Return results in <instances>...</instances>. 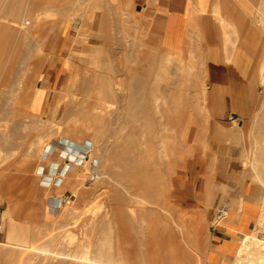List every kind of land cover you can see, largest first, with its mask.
I'll list each match as a JSON object with an SVG mask.
<instances>
[{"label":"rangeland","instance_id":"1","mask_svg":"<svg viewBox=\"0 0 264 264\" xmlns=\"http://www.w3.org/2000/svg\"><path fill=\"white\" fill-rule=\"evenodd\" d=\"M26 1L29 5H34L36 11H40V14L43 15V22L32 32L21 38L16 33L7 35L0 32V88H3L0 89V101L4 103L0 106V128L5 127L9 118L6 115L10 112V106L5 103L7 98L11 97V95L18 97V93L14 94L13 91L9 90L10 83L17 80L18 83H21L26 80V69L31 67L27 53H30L31 49L34 50L40 47L44 50L50 44L47 51L41 55L40 59L36 60V66L32 68L42 69L37 89H40L49 78L47 59L52 51L57 53L55 57L59 60L62 67L59 69L55 82L57 89H53L51 93H56L59 89L64 103L60 102L58 104L56 114L53 116L51 115L52 105L49 102L45 112L47 118L55 117L56 119H61L69 109L71 110L70 112L81 110L82 105L78 101L74 110L73 104L69 106V102L64 100V96L68 92L67 88H69L70 78L74 76L77 69H93L90 67L105 69L106 75L113 74L109 69H121V71H115L113 75H119L118 77L115 76V79L119 81L121 78V84H125L124 86H126L127 90L124 88V93L132 90L127 88L129 83L131 84L129 87L133 84L129 70L140 69L145 74L150 73L149 79L144 82L148 86H146L147 90L145 88L143 90H146L149 95L143 91L145 95L143 100L146 105L145 108L143 107L142 113L140 111L139 116L137 112L134 114V111H137L138 108L135 105H131L129 102L130 98L123 97L124 95L121 91L120 94L123 96L119 95L121 99L118 97L115 100L116 104L114 103L112 104L113 107L111 106L114 108L112 111L117 109L118 112L115 111V115L117 114L119 122H116L117 118L115 117L117 116H112L114 114L112 112L102 120V125L105 126L104 130L106 128L105 132L107 134H105L109 136L107 138L109 145H113L114 141H118V149L121 155L122 153L125 155L122 151L126 149L133 152L134 148H128L126 145L131 138L134 144L137 140L142 142L151 138L149 140L150 144L148 143L149 151L146 152L153 155L155 153V158L152 156V160L149 161L147 159L145 166L158 177V179L155 177L157 196L152 192L154 188L150 181H147L145 185L140 184L142 183L141 177H133L130 174L129 163L125 162L124 159L123 161L122 159H114V163H111L109 167L108 164L100 165V170H98L102 173L104 181L91 177L90 174L93 169L89 168L84 175V185L77 192L72 187L66 188L62 195L57 190L48 191L46 178L49 177L48 179H51L54 174H62L66 167V160H73L74 156L65 157L66 160H62L60 166L58 162L56 164L48 163L45 156H43L42 160H38L39 155L36 151L34 140L38 138L41 132L44 130L46 132L48 129L40 128L35 123H30L25 127L23 119L32 120V115L24 113L20 115V120L11 123V126L6 128L7 135L2 138V144H0V213L3 224V231L0 233V264H18L34 261L31 257L33 245H44L54 250L59 249L75 255L88 251L89 255L96 256V247L99 244L100 246L104 245L105 250L109 249V247H114V245H116L115 247L123 246L122 248H124L125 245V250L131 253V257L136 264H214L212 261H208V259L212 260L214 257V254L209 252L210 243L212 237L221 232L218 230L219 223L215 219V211L218 204L214 207L213 204L216 199H222L226 196L223 195L225 187L238 192L241 190L243 183L248 182L257 188L264 205V177L259 171V175L261 176L262 174V176L258 175L257 168L254 166L255 155L253 156L254 153L256 154V148L254 147L257 145V140L264 138V129H260L261 122L257 121L259 120L258 116L262 117L264 109V82L261 81L262 70L236 69L240 72L225 74L223 79L218 81L212 77L206 78L205 65L200 60L204 59L201 52H192L187 56H184L183 52H181L183 61L181 59L176 60L173 56L170 59L166 53L175 51H167L158 42L149 39L138 16L131 14L128 9H115L108 0H34V2L33 0H24V2ZM17 2L12 0L7 4L14 5ZM260 3H262L261 0H252L243 6L244 11L247 14H251L253 23H256L259 29L260 40L258 46H256L257 48L254 47L253 51L254 54H257L259 68L261 59L264 56V28L262 25L264 21L257 17L260 16L262 18L264 14V2L262 5ZM259 5L262 6V9ZM70 12L77 15L69 14ZM73 16L74 18H71ZM6 19L9 22L13 21L10 18ZM6 19H4V22H6ZM83 23H87L90 31L86 46L82 50L85 56L81 51L74 49V37ZM49 37L52 38L50 43L48 41ZM7 38H12V41H6L5 39ZM96 48L100 50L97 52ZM166 57H168V61L164 60ZM198 60L203 65V68L200 67ZM188 63L197 65L194 64L193 66V64L189 65ZM183 65L185 67L181 68ZM156 69L162 74L158 75L161 76L158 82L154 81L156 74L152 75V73L157 72ZM193 70L194 72H191ZM232 70L236 71L235 69ZM181 72L190 74L183 76ZM192 73L195 74L192 75ZM186 80L185 85L184 82ZM190 80L191 82H189ZM225 81L231 82L232 89L235 92H240L242 88L249 89L252 85H258L254 111L244 114L236 110L233 113V117L229 114L226 119H220L213 97H209L202 104L203 107L201 106V99L196 97L197 92L201 88L200 84H204L211 91L219 84L228 85L224 84ZM154 85L159 87L156 89V93L164 95L166 102L171 99L170 103L175 104L172 103L173 97H170L172 94H178L179 97L177 96V98L182 97L181 101L183 102L177 98L180 104L176 102L183 110L179 109L175 104L174 107L178 109H172L171 112H167L168 114L166 112H157L155 107L152 106L153 97L151 96V91ZM83 90H76L79 96L83 95ZM176 91H178L177 94L174 93ZM179 93H182L185 98ZM17 97L15 101H17ZM80 99L82 98L80 97ZM96 102L95 98L92 97L91 106L96 105ZM119 102L121 105H119ZM163 109H165V105ZM178 110L185 111L184 113L180 111L185 116L176 112ZM119 112L120 114L122 113L121 116H119ZM146 113L151 115L149 116L150 118L154 116L150 120L152 121L151 123H149L150 121L148 122L150 118L146 116ZM109 116L111 119L108 118ZM183 117L184 122L180 119ZM153 118L156 121L152 120ZM41 119L43 118L41 117ZM166 119L174 122L175 127L177 126V129L174 128L168 132L175 135L174 140L171 142L172 149L170 150L169 158L159 156L155 150L159 147V138L163 133H166V131L161 130L163 126H160L162 125L161 122ZM234 119H239L243 123V137L238 141H230L225 134L226 131L238 127ZM80 120L83 119L81 118ZM97 120H93L95 125ZM144 120H147L148 123L144 122ZM27 122L29 121L25 123ZM100 122L101 120H98L97 126H101ZM144 123H147L146 126ZM117 127L119 128L117 129ZM120 127L122 128L120 129ZM12 128L14 129L13 131ZM126 132L128 134L125 135ZM61 140L63 141L64 138L62 137ZM52 142L54 144L58 141L53 140ZM86 142H88L86 144L92 145L91 141ZM172 144H175V146ZM153 145L156 148L153 147V149L151 147ZM47 149H49L48 146ZM110 150H114V148L110 147ZM242 150H245L243 156L240 154ZM87 151L85 152L86 155L88 154ZM59 154L61 156L64 155V153L55 151L49 160L51 162L58 161ZM97 163L98 161L95 159L94 165L97 166ZM58 166L59 170L57 169ZM53 167L55 171L58 170V173L52 171ZM94 169H97V167H94ZM42 174L43 177H41ZM206 178L211 179L215 188L214 195L208 200L206 196L200 195ZM196 184L198 186L197 189ZM143 189L144 194L141 192ZM163 192L164 195L162 194ZM136 196H139V198L146 196L145 198L147 199H144V202H146H136L134 199ZM242 198L244 199L243 195L240 196V202L238 203L239 208H242L240 209L242 210L241 222L236 227L243 232L235 242V253L233 256L228 257V264L234 263L236 249L248 232L258 231L264 237V230L259 231L258 218L256 219V225L248 231V227L245 225L247 212L243 213L245 206ZM69 205L76 207L77 212L73 217L72 213L67 210ZM229 205L231 211L233 205ZM8 208L10 209V215L4 214V211ZM114 210L119 212H114ZM116 212L118 215H116ZM112 213L116 214L112 215ZM126 214L129 216H126ZM118 216L119 218H117ZM110 218H112V221H109V225L107 221ZM119 219L122 220H120V225L118 226ZM116 220L117 224L113 225ZM228 221L227 217L224 220V224ZM111 224L114 227L110 228ZM121 225L122 227H120ZM11 231L17 235L12 236L14 237L12 239L10 237ZM116 237L118 238L117 240ZM72 257H70L71 260L67 259L66 264H72L74 260H80ZM54 259H57V257Z\"/></svg>","mask_w":264,"mask_h":264},{"label":"bare ground","instance_id":"2","mask_svg":"<svg viewBox=\"0 0 264 264\" xmlns=\"http://www.w3.org/2000/svg\"><path fill=\"white\" fill-rule=\"evenodd\" d=\"M93 1V0H92ZM262 3L264 2L263 0H261ZM262 3H260L262 5ZM221 4V3H219ZM218 4V5H219ZM240 4V3H239ZM260 6V5H259ZM264 6V5H263ZM215 7V6H214ZM221 7V5H220ZM224 7V6H223ZM261 9H262V6H260ZM217 8V7H216ZM257 9H260V8H257ZM218 11V8L215 9ZM214 10V12H215ZM227 10V9H225ZM74 12V11H73ZM228 12V11H227ZM261 12V11H260ZM264 12V11H263ZM218 13V12H217ZM69 14H73V13H69ZM220 14V13H219ZM226 14V12H225ZM229 14V13H228ZM74 16L77 15V14H73ZM227 15V14H226ZM234 15V14H233ZM16 16L17 18L15 19L14 21V24L12 26H10L9 28L8 27H5L3 29V32L8 34V33H16V35L21 38L23 36H25L26 34L32 32V30H34L39 24H41L43 22V15L40 14V11H36L35 9H19L17 12H16ZM71 17V18H74ZM219 16V15H218ZM223 16V15H221ZM230 16V15H229ZM226 17V16H225ZM232 17V15H231ZM235 17V15H234ZM261 19V21H264V14L262 16V18L260 16H257ZM222 19V23L223 25H225L226 27H230L232 29V34L233 36H230L229 32H228V36H227V41H226V46L229 47V46H232V48L234 49V47L238 44V34H239V31L237 28L238 25L235 23L236 21H234V24L231 23V21H227L225 20L224 18H221ZM258 19V18H257ZM239 22L241 19H238ZM260 21V20H259ZM235 24L237 26H235ZM241 24V23H239ZM259 25V24H258ZM263 25V28H264V23H262ZM227 27V28H228ZM12 31H11V30ZM191 29V28H190ZM196 31V30H195ZM89 28H88V25L86 23H83L80 28H78V31L76 33V36L74 37V49L75 50H79L81 51L82 53V50L84 49V46H86V43H87V38H88V33H89ZM200 32V31H199ZM227 32V31H226ZM191 34V33H190ZM231 34V35H232ZM196 35V34H195ZM200 35V34H199ZM199 35H197L199 37ZM240 35V34H239ZM196 36V37H197ZM202 37V36H201ZM226 38V37H225ZM201 39V38H200ZM193 40V39H192ZM199 40V39H198ZM197 40V41H198ZM202 40V39H201ZM200 40V41H201ZM226 40V39H225ZM104 46V45H103ZM195 46V45H194ZM192 47V46H191ZM195 48V47H194ZM86 49V48H85ZM90 49V47H89ZM197 49V48H196ZM199 49V48H198ZM100 49L99 48H96V51L98 52ZM73 51V50H72ZM90 51V50H89ZM95 51V52H96ZM184 51V50H183ZM183 51H176L175 52H168L166 53L167 56H169V58L171 59V57H175L176 60L177 59H181L182 58V54L181 52ZM196 51V50H194ZM199 51V50H198ZM88 52V51H86ZM85 52V53H86ZM201 52V51H200ZM75 53V52H74ZM191 53V52H190ZM197 53V52H195ZM31 56H33V59L34 60H37L38 58L40 59L41 55L43 54V49L42 48H36L34 49L31 53ZM84 54V52L82 53ZM199 54V53H198ZM203 54V53H202ZM231 54V53H230ZM165 55V54H164ZM83 56V55H82ZM85 56V54H84ZM230 56V55H229ZM228 56V57H229ZM76 57V56H75ZM92 57V56H91ZM96 57V56H95ZM164 57V56H163ZM161 58V56H160ZM174 58V59H175ZM193 58V57H192ZM30 59V58H29ZM164 59V58H163ZM172 59V60H174ZM91 60V59H89ZM94 60V59H93ZM164 60H167L168 61V57H166ZM182 60V59H181ZM201 60V63L203 62L204 63V59H200ZM92 61V60H91ZM183 61V60H182ZM197 61V60H196ZM199 61V60H198ZM103 62V61H102ZM105 62V61H104ZM108 62V61H106ZM92 63V62H91ZM95 63V62H94ZM163 63V62H162ZM161 63V64H162ZM182 63V62H181ZM197 63V62H196ZM200 61H199V65H201ZM106 64V63H105ZM183 64H186V63H183ZM189 64V63H188ZM187 64V65H188ZM191 65L193 63H190ZM189 64V65H190ZM195 64V63H194ZM193 64V66H194ZM101 65V64H100ZM163 65V64H162ZM161 65V66H162ZM197 65V64H195ZM198 65V66H199ZM92 66V65H91ZM105 66V65H104ZM198 66H196L198 68ZM160 67V66H159ZM158 67V69H159ZM170 67V66H168ZM177 67H179L177 65ZM185 67V65H183L181 68ZM195 67V68H196ZM200 67L203 68V65H201ZM199 67V68H200ZM83 68V67H82ZM89 68V67H87ZM90 68H93V69H77L76 73L74 74V76L72 78H70V82L68 83L69 84V88L68 89V92L65 94V98L64 100L68 101L69 103V106H71V104H73V108L74 110L76 109L75 108V104L78 103L82 105L81 107V110H75V111H72L70 112L71 110L69 109L68 112H66V114L64 115V117H62L61 119H58V120H52V119H41V117L39 115H34L32 114L31 110H30V106H29V103L28 101L23 97V93L25 92V87L22 86L20 84L19 86V90H18V97H17V101H14V106H13V109H11L10 107V117L8 119V122L7 124H5V127H1L0 128V136L2 138H4L6 135H7V127L8 126H11V123L17 121V120H20V115L24 114V113H29L32 115V120H28V119H23V125H25V127L27 125H29L30 123H35L37 126H39L40 128H47L48 131L46 130V132H41V134H39L38 138H36L34 140V144L36 146V151L39 155L38 157V160H42L43 159V156L46 157V160L48 161V163H53V164H56L58 162V164H60V162L62 160H66L65 157L67 158V156H74L73 157V160H70V161H67V162H75L77 164H80L82 166V173L79 175V179L82 183V185H84L83 181H84V175L86 173V171L90 168V169H93L92 170V173L90 174L91 177L93 178H98V179H101V181H104V178L102 177V173L99 171V167L100 165H104V164H108V167L111 165V163H114V159H124L125 162L129 163L128 165V168H129V172L130 174L133 175V177H138L142 179V183L140 184H146L147 181L151 182L150 184L153 185L152 187L154 188L153 189V194L157 196V192H156V186H155V180L158 179L157 175L153 174L150 172L149 168L146 167L145 165L147 164V159L150 161L153 159L152 156L155 155V151L153 152V154H147L146 151H149L148 150V147H149V140L151 139H145L144 141L140 142V140L138 141H135L136 143H132V138L130 139V141H128V144H126L129 147L131 148H134L133 149V152H131V150H128L126 149L125 151H122L124 152L125 155H122L120 154V150L118 149L119 147V144H118V141L114 143H112L113 145H109L108 143V135H106L107 133L105 132L104 130V127L102 125V120L104 118H106L108 116L109 113H112L114 112V114L112 116L115 115V111H117V109H115L114 111H112V104H114L116 101V99L121 96L123 97H126V98H130V103L131 105H135L136 108H138V110L134 111V114H136L135 112H137L138 116H139V112L144 110L145 108V102H144V93L143 91L146 92V86L148 85H145L144 82L147 81L149 78V74H145V72H143L142 70L140 69H131L129 70L130 74L132 76V80H133V84L131 87H129L131 84L129 83V86H127V88L129 89H132L130 92H126L124 93V88L126 89V86L122 85L121 84V78L119 81H117V79H115V76L118 77L117 75H113L114 72L120 70L121 69H109L112 71V75H106L105 74V69H94V67H90ZM180 68V67H179ZM196 68V69H197ZM158 69H156V73H152L153 74H156L155 77H154V81H159V77L161 76H158L160 74V72H158ZM194 69V68H193ZM30 69H26V71L28 72ZM154 70V69H153ZM162 70V69H161ZM187 70V69H186ZM195 70V69H194ZM191 71V72H194ZM262 70V80L264 82V65H263V68L261 69ZM119 71V72H120ZM183 72V70H181ZM190 71V70H189ZM181 72V74H183ZM204 72V71H203ZM162 73V72H161ZM164 73V72H163ZM118 74V73H117ZM120 74V73H119ZM186 74H190V73H185L183 74L186 75ZM195 74V73H192V75ZM162 75V74H160ZM120 76H122L120 74ZM189 76V75H188ZM203 76V75H202ZM124 77V76H123ZM125 78H127V76H125ZM152 78V76H151ZM189 78V77H188ZM187 78V79H188ZM131 79V78H130ZM194 79V78H193ZM167 80V79H166ZM125 82V81H123ZM122 82V83H123ZM131 82V81H130ZM187 82V80L184 82V84ZM191 82V80L189 81ZM204 83V82H203ZM118 84V86H117ZM159 84V83H158ZM172 84V82H171ZM186 85V84H185ZM198 85V84H197ZM201 85V88L199 90V92H197V99H201V106L202 104L205 103V96H206V86L204 84H200ZM146 89V90H143V89ZM159 87L156 85L152 86V94L151 96L153 97V105L156 109V111L158 112H161V113H164L166 112V114H168L167 112H171L172 109L176 110V109H181L178 105L180 104L177 99H180L179 101H181L182 97L180 98H177L178 96V91L174 92L176 93L177 95H171L170 97H173V100H172V103H175L177 105V102L179 103L177 106L178 108L174 107L175 104H171L170 101L168 100V102H166L165 100V96L164 95H159L156 93V89H158ZM199 88V87H198ZM0 89H3V88H0ZM66 89V90H67ZM78 89H84L83 90V95L82 96H79V93H77L76 90ZM149 89V88H148ZM162 89V88H161ZM127 90V89H126ZM150 90V89H149ZM180 90V89H179ZM123 92V95L120 94V92ZM129 91V90H128ZM184 92V91H183ZM136 93V94H135ZM245 93V92H244ZM146 94H148L146 92ZM180 94V93H179ZM182 94V93H181ZM180 94V95H181ZM264 94V93H263ZM121 95V96H119ZM149 95V94H148ZM194 95V94H193ZM182 96L184 97V95L182 94ZM261 96V95H260ZM263 96V95H262ZM16 97H14L16 99ZM80 97L82 99H80ZM92 97L95 98V100L97 101L96 102V105L94 106H91V102H92ZM150 97V96H149ZM148 97V98H149ZM179 97V96H178ZM238 97V96H237ZM124 98V99H126ZM176 100H175V99ZM185 98V97H184ZM121 99V98H120ZM119 99V100H120ZM146 99V98H145ZM162 99V100H160ZM167 99V98H166ZM123 100V99H122ZM175 100V102H173ZM177 101V102H176ZM121 102V101H120ZM119 102V105H121ZM183 102V101H181ZM263 102V101H262ZM64 103V102H63ZM151 103V102H150ZM264 103V102H263ZM116 104V103H115ZM149 104V103H148ZM193 104V103H192ZM165 105V109H163V106ZM184 105V104H183ZM188 105V104H187ZM112 106V107H111ZM200 106V107H201ZM261 106V105H260ZM115 107V106H114ZM120 107V106H118ZM144 107V108H143ZM184 107V106H183ZM193 107V106H192ZM203 107V106H202ZM72 108V109H73ZM117 108V106H116ZM262 108V106H261ZM264 108V107H263ZM132 109V108H131ZM153 109V107H152ZM185 109V107H184ZM119 110V108H118ZM122 110V109H120ZM183 110V109H181ZM181 110H178L176 112H179V114L181 112H185V111H181ZM186 110V109H185ZM260 110V109H259ZM154 111V109H153ZM181 111V112H180ZM118 112V111H117ZM145 112H146V109H145ZM81 113V114H80ZM128 113V112H127ZM140 113V114H141ZM153 113V112H152ZM259 113V112H258ZM261 113V112H260ZM122 114V113H121ZM120 112H119V116H121ZM145 114V113H144ZM143 114V115H144ZM156 114V113H155ZM203 114V113H202ZM257 114V113H256ZM255 114V115H256ZM154 115V113H153ZM178 115V114H177ZM176 115V116H177ZM182 115V113L180 114ZM180 115H178L180 117ZM184 115V114H183ZM182 115V116H183ZM259 115V114H258ZM257 115V116H258ZM117 116V114L115 115ZM114 116V117H115ZM130 116V115H129ZM137 116V115H136ZM146 116H151L149 115L148 113H146ZM155 116V115H154ZM152 116V117H154ZM170 116V115H169ZM168 116V117H169ZM181 116V117H182ZM185 116V115H184ZM123 117V116H122ZM135 117V115H134ZM148 117H145V118H148ZM151 117V118H152ZM161 117V115H160ZM259 117V120L257 121H260V129H264V109L262 111V117L260 118ZM83 119V120H80V119ZM110 118V116L108 117ZM117 118L116 122L118 121V116L115 117ZM125 118V117H124ZM133 118V117H132ZM138 118V117H136ZM150 118V117H149ZM148 118V119H149ZM151 118L148 120V122L151 120ZM171 118V117H170ZM204 118V117H203ZM256 118V117H255ZM94 119H98V120H101V126H97L98 125V120L96 122V125L93 123ZM111 119V118H110ZM113 119V118H112ZM141 119V118H140ZM172 119V118H171ZM184 119L183 118H180ZM205 119V118H204ZM261 119V120H260ZM122 120H124L122 118ZM147 120H144V122ZM152 120H155L154 118ZM195 120V119H194ZM206 120V119H205ZM26 121H29L27 123H25ZM156 121V120H155ZM160 121V120H159ZM256 121V122H257ZM106 122V120H105ZM115 122V123H116ZM119 122V121H118ZM147 122V123H148ZM152 121H150L149 123H151ZM158 122V121H157ZM184 122V121H183ZM197 122V121H196ZM108 123V121H107ZM121 123V122H120ZM133 123V122H132ZM146 123V124H147ZM154 123V121H153ZM156 123V122H155ZM122 124V123H121ZM143 124V123H142ZM145 124V123H144ZM145 124V126H146ZM162 125L160 126H163V128L161 129L162 131H166V133L162 134L161 137L159 138V147L156 148L154 147L155 145L151 146L152 148H156V154H158L159 156H166L169 158V154H170V150L172 149L171 148V142L174 140L173 138L175 137V135L171 134V133H168L169 131H171L172 129L176 128L174 126V122H171L169 121L168 119H166L165 121H162L161 122ZM128 125V124H127ZM141 125V124H140ZM258 125V124H257ZM257 125H256V128H257ZM2 126V125H1ZM109 126V125H108ZM107 126V127H108ZM144 126V125H143ZM156 126V125H155ZM112 127V126H111ZM124 127V126H123ZM128 127V126H127ZM135 127V126H134ZM208 127V126H207ZM119 127H117L118 129ZM122 127H120L121 129ZM126 128V127H124ZM145 128V127H144ZM155 128V127H153ZM137 129V128H136ZM139 129V128H138ZM148 129V127H147ZM146 129V130H147ZM152 129V128H151ZM177 129V128H176ZM208 129V128H207ZM221 129V127H220ZM111 130V129H110ZM129 130V129H128ZM131 130V129H130ZM142 130V129H141ZM149 130V129H148ZM239 131V129H238ZM110 132V131H108ZM136 132V131H135ZM177 132V131H176ZM227 132V131H226ZM106 133V134H105ZM117 133V131H116ZM123 133V132H122ZM137 133V132H136ZM159 133V132H158ZM232 133V132H231ZM230 133V134H231ZM234 133V131H233ZM128 134L127 132L125 133V135ZM228 134V133H227ZM112 135V134H111ZM117 135V134H116ZM159 135V134H158ZM189 135V134H188ZM225 135V134H224ZM107 136V137H106ZM120 136V135H119ZM135 136V135H134ZM146 137V135H144ZM160 136V135H159ZM231 136V135H229ZM234 136V135H232ZM64 138V140L62 141L61 138ZM112 137V136H111ZM128 138V137H127ZM233 138V137H232ZM237 138V141H238V136L236 137ZM234 138V139H236ZM240 138V137H239ZM119 139V137H118ZM53 140H56L58 142H55L53 144ZM61 140V141H60ZM117 140V139H115ZM185 140V139H184ZM86 141H91L92 142V145H88L86 143ZM120 141V140H119ZM122 141V140H121ZM124 141V140H123ZM153 141V140H151ZM110 142V141H109ZM122 143V142H121ZM124 143V142H123ZM149 143V144H148ZM152 143V142H151ZM134 144V145H133ZM155 144V143H154ZM184 144V143H183ZM256 144V143H255ZM254 144V145H255ZM122 145V144H121ZM141 145V146H140ZM173 146H175V144H172ZM47 146L49 149H47ZM184 146V145H183ZM110 147L111 148H114V150H110ZM125 147V146H124ZM150 147V148H151ZM126 148V147H125ZM153 148V149H154ZM174 148V147H173ZM256 148L255 149V152L256 154L254 153L253 156L255 155L254 157V166H256L257 168V173L258 171L261 174L262 177H264V138L262 139H258L257 140V145L254 147ZM86 150H88V154L86 155L85 152ZM55 151H58L59 153H64V155H60L59 154V159L58 161H52L49 160L51 155L53 153H55ZM253 151V149H252ZM146 152V153H145ZM254 152V151H253ZM150 153V152H148ZM176 153V152H175ZM174 153V154H175ZM177 154V153H176ZM243 155V154H242ZM177 157V156H175ZM151 158V159H150ZM155 158V156H154ZM166 158V159H168ZM174 158V157H173ZM172 158V160H174ZM72 159V158H71ZM95 159H97L98 163H97V166L94 165V162H95ZM159 159V158H158ZM162 159V158H161ZM250 159V158H249ZM69 160V159H68ZM114 160V161H113ZM163 160V159H162ZM171 160V158H170ZM169 160V161H170ZM252 160V159H251ZM121 161V160H120ZM168 161V162H169ZM172 162V161H170ZM249 164V163H248ZM50 165V164H49ZM48 165V166H49ZM253 165V164H252ZM51 166V165H50ZM163 166V165H162ZM246 166V165H245ZM94 167H97V169H94ZM46 168V167H45ZM135 168L134 170H131ZM156 168V167H155ZM99 169V170H98ZM246 169V168H245ZM170 170V169H169ZM171 172V171H170ZM168 173V172H167ZM166 173V174H167ZM109 174V173H108ZM159 174V173H158ZM164 174V173H163ZM259 175V173H258ZM130 177V175H128ZM160 176V175H159ZM162 176V175H161ZM260 176V175H259ZM260 176V177H261ZM156 177V179H155ZM163 177H166V176H163ZM49 177L46 178V180H48ZM165 179V178H164ZM163 180V179H162ZM209 180V179H208ZM207 181V180H206ZM158 182V181H157ZM156 182V184H157ZM264 182V181H263ZM262 182V183H263ZM163 183V182H162ZM214 185V184H213ZM264 185V184H263ZM211 188H212V185H211V182L208 181L207 183V190H208V199H210V192H211ZM165 189V188H164ZM151 191V190H150ZM161 191V190H160ZM143 192L144 194V189L141 191ZM146 192V191H145ZM162 192V191H161ZM147 193V192H146ZM160 193V192H159ZM164 195V192L162 193ZM146 197V196H145ZM145 197H141L139 198V196H136L134 199L136 202H140V203H145L144 202V199H147ZM243 199V198H242ZM242 201V200H241ZM207 202V201H206ZM243 202V201H242ZM70 203V202H69ZM74 204V202H72ZM142 205V204H141ZM88 208V207H87ZM118 209V208H117ZM242 209V208H240ZM68 211H70V213H72V217L74 216V214L77 212L76 210V207L74 205H69ZM76 210V211H75ZM100 210V209H99ZM117 211V210H114V212ZM242 211V210H241ZM119 212V211H117ZM116 212V213H117ZM10 213V209L8 208L7 210L4 211V214H9ZM12 213V211H11ZM116 213H112L113 214H116ZM230 213V211H229ZM100 215V214H99ZM118 215V213L116 214ZM128 214H126L127 216ZM129 216V215H128ZM114 217H116L114 215ZM101 218V217H100ZM119 218V216L117 217ZM79 220V219H78ZM112 221V218H110L107 223L109 221ZM120 220L122 219H119V224L118 226L120 225ZM147 220V219H146ZM110 221V222H111ZM110 222H109V225H110ZM117 220L115 221V224L113 225H116L117 223ZM258 222H259V231L261 230H264V205L262 207V210L260 211L259 213V217H258ZM122 223V222H121ZM14 224V223H13ZM147 224H148V221H147ZM109 227V226H108ZM114 226H112L111 224V227L112 228ZM122 227V225L120 226ZM197 228V227H196ZM122 229V228H121ZM202 230V229H201ZM119 231V230H118ZM122 231V230H121ZM12 233V231H11ZM119 233V232H117ZM123 233V232H122ZM120 235V234H119ZM118 235V236H119ZM12 236H17L15 235L14 233L10 234V237L11 239L14 238ZM121 236V235H120ZM17 238V237H15ZM123 238V237H122ZM121 238V239H122ZM73 239V238H72ZM118 238L116 237V240ZM61 240V239H60ZM120 240V239H119ZM23 241V240H22ZM114 241V240H113ZM67 242V241H66ZM125 242V241H124ZM114 243V242H113ZM119 243V242H118ZM120 244V243H119ZM118 244V245H119ZM41 245V244H40ZM63 245V244H62ZM122 245V244H121ZM116 245H114L115 247ZM73 247V246H72ZM109 247V249L105 250V247L104 245H101L100 244L96 247L97 248V255H89L88 254V251H84L82 254H72V253H69V252H65V251H61V250H54V249H51V248H48V247H45L44 245L43 246H34L31 248V251H32V259L34 261H28L26 263H18V264H66L67 263V259L71 260V256L73 257H76L78 259H80L79 261H76L74 260L75 264H136L135 263V260H133V258L131 257V253H129L127 250H125V245H124V248H122L121 246H117V247ZM127 247V246H126ZM54 248V247H53ZM64 248V247H63ZM66 248V247H65ZM69 248V247H68ZM77 248V247H76ZM128 249V248H127ZM94 250V249H93ZM96 250V249H95ZM4 251V250H3ZM73 252V251H72ZM96 252V251H95ZM6 253V252H4ZM92 253V252H91ZM8 254V253H7ZM57 259H54L56 258ZM72 257V258H73ZM59 258V259H58ZM75 259V258H74ZM73 261V259H72ZM71 261V262H72ZM70 262V263H71ZM73 262V263H74ZM72 263V264H73ZM155 264V263H153ZM233 264H264V237H262L259 232L257 231H250L248 232L241 240V244L237 247L236 249V259L234 261Z\"/></svg>","mask_w":264,"mask_h":264},{"label":"crops","instance_id":"3","mask_svg":"<svg viewBox=\"0 0 264 264\" xmlns=\"http://www.w3.org/2000/svg\"><path fill=\"white\" fill-rule=\"evenodd\" d=\"M10 1L12 0H0L1 33H4L3 29L5 27L9 28L14 24V21L17 18L16 12L19 9H35L34 5L31 6L27 1L24 2V0H16L18 1L16 4L8 5L7 3ZM251 1L252 0H108L115 9H128L131 14L138 16L148 38L158 42L165 50H184V56L189 55L190 52L194 53L201 51V55L204 57L206 78L212 77L216 81L223 79V75L225 74L240 72L236 69L263 68L264 56L261 59L259 68L257 54H254L253 52L254 47L258 46L260 40L259 29L257 24L253 23L251 14H247L243 8L245 4L250 3ZM216 7L218 8V11L215 10L217 9ZM6 18H10L13 21L9 22ZM221 18H224L229 22L232 19L231 23L233 24L234 21L237 20L235 23L238 25L237 28H239L238 31L240 34H238V36L240 37H238V44L234 49L232 46L227 47L225 44L228 32L230 31V36H233V34L231 33L232 29L230 27L227 26V28L223 25ZM4 19H6V22H4ZM238 19H241L240 22ZM236 24L235 26H237ZM11 34L13 35V32L8 33L7 35ZM197 35H199V37ZM5 40L12 41V38H7ZM51 40L52 38L49 37V43ZM49 46L50 44L48 47ZM48 47L43 50V53L47 51ZM32 51L33 49L30 50V53ZM30 53H27V56L30 58L31 67H27V69L30 70L26 73V80L21 83H18V80L12 81L9 90L13 91L14 94L18 93L21 84L25 87L23 97L28 101L32 114L39 115L43 119L58 120L55 117L47 118L45 116V112L47 111L46 106L49 102L52 105L51 115L53 116L56 114L58 104L63 102L62 94L59 89L56 93H51L53 89H57L55 82L57 80V75L59 74V69L62 68L59 60L55 57V54L57 53L52 51L50 53L51 57L49 55L47 59L49 78L40 89H37L36 87L39 86L42 69H32L36 66L37 62L33 59V56H31ZM232 69H235L236 71H233ZM224 84L228 85H223V83L219 84L211 91L206 88L205 96V102L209 97L215 99V105L220 119H226L229 117V114L233 116V113L236 112V110L244 114L254 111L258 85H252L249 89L242 88L240 92H235V90L232 89L231 82L225 81ZM14 101L15 98L11 95V97L7 98L5 103L13 109ZM3 104V101H0V106ZM34 105L37 109H35L36 107L34 108ZM6 115L10 117L9 113ZM234 121L238 127L225 133L227 139H230V141L237 140V136L238 140L243 137V123H241L239 119H234ZM13 130L14 129L12 128V131ZM0 144H2L1 136ZM244 153L245 150L240 152L241 155H244ZM59 166L57 168L58 170ZM80 167L81 169H79ZM58 170L55 171L54 167L52 168V171H55V173H58ZM81 173L82 166L80 164L72 161L67 162L62 174H54L55 176L49 175L51 176V179L45 180L48 184L46 187L48 191L51 192L57 190L61 195L68 187L74 188L77 192L82 186L79 179ZM41 177H43V174ZM206 180L201 188L200 195L208 198V181H210L212 185L210 192L211 196L214 195L215 188L210 178H206ZM197 188L198 186L196 184V189ZM223 195L226 196L222 199H216L213 207L221 202H226L233 206L230 214L227 216L229 221L226 224H224V221L219 223L218 230L221 233L215 234L211 239L209 252L214 254V257L212 260L208 259V261H212L214 264H228V257L233 256L235 253V242L243 232L236 227L241 222V210L238 204L240 202V196H244L243 202L245 207L243 213L247 212V222H245V225L248 227V231L256 225V219L258 218L263 205L262 197L257 191V188L253 187L248 182H244L241 190L238 192L225 187Z\"/></svg>","mask_w":264,"mask_h":264},{"label":"built area","instance_id":"4","mask_svg":"<svg viewBox=\"0 0 264 264\" xmlns=\"http://www.w3.org/2000/svg\"><path fill=\"white\" fill-rule=\"evenodd\" d=\"M229 211H230V205L228 203L226 202L219 203L215 211L216 222L221 223L222 221H224L229 215ZM2 231H3V224H2L1 213H0V233Z\"/></svg>","mask_w":264,"mask_h":264}]
</instances>
